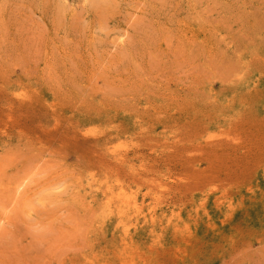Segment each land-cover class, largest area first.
I'll list each match as a JSON object with an SVG mask.
<instances>
[{"label": "rangeland", "instance_id": "1", "mask_svg": "<svg viewBox=\"0 0 264 264\" xmlns=\"http://www.w3.org/2000/svg\"><path fill=\"white\" fill-rule=\"evenodd\" d=\"M0 264H264V0H0Z\"/></svg>", "mask_w": 264, "mask_h": 264}, {"label": "bare ground", "instance_id": "2", "mask_svg": "<svg viewBox=\"0 0 264 264\" xmlns=\"http://www.w3.org/2000/svg\"><path fill=\"white\" fill-rule=\"evenodd\" d=\"M122 199H123V198H122ZM122 199H121V200H122ZM122 201H123V200H122ZM125 201H126V200H125Z\"/></svg>", "mask_w": 264, "mask_h": 264}]
</instances>
